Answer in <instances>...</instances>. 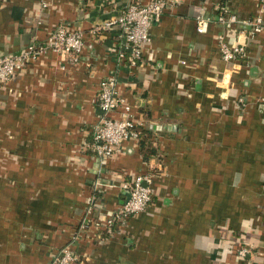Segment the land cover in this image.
Masks as SVG:
<instances>
[{"label":"crops","instance_id":"obj_1","mask_svg":"<svg viewBox=\"0 0 264 264\" xmlns=\"http://www.w3.org/2000/svg\"><path fill=\"white\" fill-rule=\"evenodd\" d=\"M129 1L0 0V57L59 25L86 41L77 62L47 52L0 85V264H49L99 173L114 186L104 189L107 210L122 202L123 179L140 174L154 177L153 200L104 241H93L97 228L86 232L75 248L81 264H264V32L249 38L218 23L223 9L252 19L255 0H181L151 25L142 66L126 70L117 33L92 27ZM198 14L212 19L203 32ZM222 34L244 44L249 60L223 62ZM112 75L149 131L152 155L126 141L102 163L89 149L96 93ZM220 238L251 244L249 261L221 255Z\"/></svg>","mask_w":264,"mask_h":264},{"label":"built area","instance_id":"obj_2","mask_svg":"<svg viewBox=\"0 0 264 264\" xmlns=\"http://www.w3.org/2000/svg\"><path fill=\"white\" fill-rule=\"evenodd\" d=\"M181 0H150L141 3L130 0L113 19H104L92 27V34L99 32H116L115 54L119 65L126 70L142 66L143 49L151 42L150 27L163 14ZM257 13L252 19H243L223 9L219 22L223 27H238L248 31L249 38L264 32V0H255ZM212 19L200 14L195 17L197 31L206 30ZM83 30L64 25L57 26L47 39L38 42L31 40L21 50L0 57V85L8 84L18 73L25 70L30 63L37 61L47 52L63 53L70 63L77 62L85 48ZM218 48L223 62L234 64L248 61L247 49L244 44L229 43L224 35L218 37ZM128 75L131 72L128 71ZM95 103L99 110L98 120L91 129V143L88 145L93 156L102 163L114 155L123 152V143L140 139V131L144 130L141 118L135 120L131 107L118 92L116 75L104 78L96 93ZM244 107L245 99L238 100ZM157 128V127H156ZM154 177L150 174L133 176L120 184L122 202L113 211L106 209L103 199L104 189L114 187L106 184L101 173L93 180L88 204L84 209L76 231L67 244L55 252L49 264H81L76 246L86 232H93V241L102 238L104 241L119 233L127 226L130 218L144 212L153 200L152 184ZM253 246L248 242L230 243L220 238L218 252L221 255L232 254L241 261H249Z\"/></svg>","mask_w":264,"mask_h":264},{"label":"trees","instance_id":"obj_3","mask_svg":"<svg viewBox=\"0 0 264 264\" xmlns=\"http://www.w3.org/2000/svg\"><path fill=\"white\" fill-rule=\"evenodd\" d=\"M149 131H140V139L138 140L139 150L146 155H152L153 150L148 142H150L151 135H149Z\"/></svg>","mask_w":264,"mask_h":264},{"label":"water","instance_id":"obj_4","mask_svg":"<svg viewBox=\"0 0 264 264\" xmlns=\"http://www.w3.org/2000/svg\"><path fill=\"white\" fill-rule=\"evenodd\" d=\"M158 128H161V127H160V126H158V127H157V129H158Z\"/></svg>","mask_w":264,"mask_h":264}]
</instances>
